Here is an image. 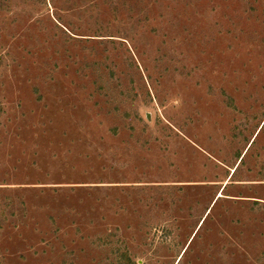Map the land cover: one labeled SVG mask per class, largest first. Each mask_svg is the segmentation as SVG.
Masks as SVG:
<instances>
[{
	"label": "rangeland",
	"instance_id": "1",
	"mask_svg": "<svg viewBox=\"0 0 264 264\" xmlns=\"http://www.w3.org/2000/svg\"><path fill=\"white\" fill-rule=\"evenodd\" d=\"M0 264H264V0H0Z\"/></svg>",
	"mask_w": 264,
	"mask_h": 264
}]
</instances>
